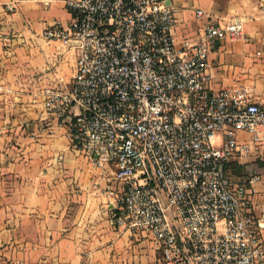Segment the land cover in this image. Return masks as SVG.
<instances>
[{
    "label": "built area",
    "instance_id": "1",
    "mask_svg": "<svg viewBox=\"0 0 264 264\" xmlns=\"http://www.w3.org/2000/svg\"><path fill=\"white\" fill-rule=\"evenodd\" d=\"M64 1L71 19L43 36L75 51V73L36 98L116 183L110 223L151 240L157 264H264L261 175L229 167L262 145L264 106L244 88L209 86L210 53L247 41L245 21L210 20L178 43L169 0Z\"/></svg>",
    "mask_w": 264,
    "mask_h": 264
},
{
    "label": "crops",
    "instance_id": "2",
    "mask_svg": "<svg viewBox=\"0 0 264 264\" xmlns=\"http://www.w3.org/2000/svg\"><path fill=\"white\" fill-rule=\"evenodd\" d=\"M169 1L177 9L178 43L210 20L245 21L247 41L226 40L210 53L209 86L244 88L264 106V0ZM70 19L64 0H0V264H152L151 240L110 223L108 188L116 183L71 145L68 126L46 119L36 98L75 73V51L43 36L54 21ZM241 165L246 175H261L253 186L260 214L264 141Z\"/></svg>",
    "mask_w": 264,
    "mask_h": 264
},
{
    "label": "trees",
    "instance_id": "3",
    "mask_svg": "<svg viewBox=\"0 0 264 264\" xmlns=\"http://www.w3.org/2000/svg\"><path fill=\"white\" fill-rule=\"evenodd\" d=\"M69 133H70V131H69ZM229 167L234 172L236 177H238L239 179H244L245 178L246 173L243 171L244 167L237 160L236 161H231L229 163Z\"/></svg>",
    "mask_w": 264,
    "mask_h": 264
},
{
    "label": "rangeland",
    "instance_id": "4",
    "mask_svg": "<svg viewBox=\"0 0 264 264\" xmlns=\"http://www.w3.org/2000/svg\"><path fill=\"white\" fill-rule=\"evenodd\" d=\"M71 145L74 147V145H73V143L71 142ZM244 172H245V170H243ZM121 253L126 257V255H127V251L126 250H122L121 251ZM119 254V253H118ZM116 254L115 253H112L111 254V257H114ZM127 258V257H126ZM133 257L132 256H129V258L128 259H132ZM112 259H114L115 261H119L120 262V259L117 257H115V258H112ZM125 261V258H124V260H123V262ZM120 264V263H119ZM128 264H131L130 262H129V260H128ZM152 264H157V261H155V262H153Z\"/></svg>",
    "mask_w": 264,
    "mask_h": 264
}]
</instances>
